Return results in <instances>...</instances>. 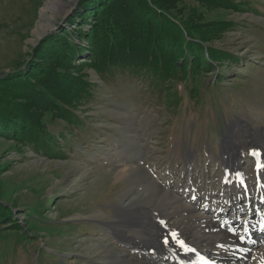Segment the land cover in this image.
<instances>
[{
    "label": "rangeland",
    "instance_id": "1",
    "mask_svg": "<svg viewBox=\"0 0 264 264\" xmlns=\"http://www.w3.org/2000/svg\"><path fill=\"white\" fill-rule=\"evenodd\" d=\"M72 1L57 0L44 11L46 0H0V74L32 60L48 67L42 58L54 56L52 43L59 37L85 49L76 29L81 10L71 9ZM167 8L205 36L203 45L215 56L211 65L203 53L196 66L185 60L196 73L187 70L186 82H165L178 103L167 105L166 86L151 83L150 75L107 73L96 68L92 55L70 54L72 61L51 60L52 68H63L64 79L70 74L79 84L76 94L63 97L71 107L54 105L68 119L49 116L54 106L39 115L40 129L60 146L57 155L0 134V210H10L0 216V264H175L179 255L192 262L190 251L200 247L173 244L187 251L172 252L173 259L151 254L158 248L115 234L112 222L134 216L137 208L180 216L182 202L236 236L221 221L226 196L239 200V208L245 198L263 199L264 0H173ZM137 168L145 180L128 173ZM162 190L173 199L158 207ZM216 205L219 210H207ZM236 237L238 252L243 236ZM227 256L213 260L238 264Z\"/></svg>",
    "mask_w": 264,
    "mask_h": 264
},
{
    "label": "trees",
    "instance_id": "2",
    "mask_svg": "<svg viewBox=\"0 0 264 264\" xmlns=\"http://www.w3.org/2000/svg\"><path fill=\"white\" fill-rule=\"evenodd\" d=\"M170 1L173 2L79 0L76 7L81 10L79 24L82 26L76 29L80 32H77L78 37L85 38V41H82V47L85 49L76 48L74 43L59 37L52 43L54 56L42 58L48 63V67L41 62L33 63L32 60L25 68L0 74V128L7 131H0V134L6 137L8 134V137L21 142L28 140L30 146L39 148V151L46 152L52 158L57 155L60 146L48 138L50 132L44 127L40 129L44 124L39 115L57 102L63 108L71 107L70 102L67 103L63 97L76 94L79 84L70 74L64 79L62 67L52 68L54 58L61 63L65 60L72 61L68 58L70 54L92 55V61H97L96 68L107 73L118 71L134 76L140 73L150 75L151 83L160 87L166 86V104L178 103L173 86L169 87L165 82L169 79L186 82L187 70L196 73L194 68L189 66V61L185 65V60L193 59L191 62L196 66L194 62L201 59L203 53L207 55V63L211 65L210 62L215 61V56L209 52L210 48L205 49V36L168 10ZM200 1L211 4L214 0ZM86 23L90 25L88 29L84 27ZM39 58L35 60L39 61ZM57 107L59 106H54V110L48 115L67 120L65 111L56 110ZM9 211L0 210V216L8 215Z\"/></svg>",
    "mask_w": 264,
    "mask_h": 264
},
{
    "label": "bare ground",
    "instance_id": "3",
    "mask_svg": "<svg viewBox=\"0 0 264 264\" xmlns=\"http://www.w3.org/2000/svg\"><path fill=\"white\" fill-rule=\"evenodd\" d=\"M56 3L57 0H46V6H43V10L45 11V7H52ZM130 171L131 172H129L128 170V173L136 174L135 176L136 178H138V176L139 177L142 176L141 169L137 168V171H132V170ZM117 175L118 174H116L115 176L117 177ZM145 175L146 174H144V177ZM125 176H127V174ZM141 179L145 180L142 177ZM239 184L243 185L244 183H239ZM171 199H173L171 193L167 192L166 190L164 191L162 190V196L158 201V207L167 205L165 201L169 202ZM121 209L123 210V207H121ZM144 210L139 211V208L134 209V216L131 215L126 216L125 220H121L119 222L117 221V224L113 221L112 222L114 223L112 224L114 227L113 230H115L113 232H115L116 234L117 233L116 231H118V233L124 234L128 241L138 243V245L141 244L143 246L157 247L158 249L153 250L151 254L159 252V253H167L169 255L172 251H176L178 249L177 247L179 245L178 243H183V244L189 243L195 245V247H200L199 250L195 249V251L199 252L204 257L207 256L211 258L220 259L219 256H223V253L225 252L227 255L230 256L233 254L235 256V260L237 259L238 264H264V245L256 250H252V252L248 254L246 257H244L242 260H238L239 255L236 250V247L238 246L237 237L226 234L223 229L217 227V224L212 221L213 219L211 220L208 216L204 215L203 213L197 212V214H194V212H192L189 207L184 206L182 202L179 203V207H178L179 211H176L180 216H176V214L170 212H161V210H157V209L156 212H148L147 210L146 213ZM186 218H191L193 225L183 227L182 221ZM124 230H128V233H125ZM188 235L193 236L195 241L194 240L192 242L186 241ZM165 240L167 242H165ZM176 243L177 246H172L173 244ZM159 248L162 249L159 250ZM203 248L205 250H208L209 252L210 251L213 252L214 254L210 255L209 253L207 254L205 252H201ZM179 253L182 256L187 255L186 250H183V252L179 251ZM230 256L227 257L229 259L233 258V256L232 257ZM179 257L181 256L179 255ZM181 263L182 261L178 262V264ZM135 264H143V262L142 263L136 262ZM147 264H158V263L156 261L155 262L151 261Z\"/></svg>",
    "mask_w": 264,
    "mask_h": 264
},
{
    "label": "water",
    "instance_id": "4",
    "mask_svg": "<svg viewBox=\"0 0 264 264\" xmlns=\"http://www.w3.org/2000/svg\"><path fill=\"white\" fill-rule=\"evenodd\" d=\"M78 2H79V0H73L71 9L74 8V6L78 4Z\"/></svg>",
    "mask_w": 264,
    "mask_h": 264
},
{
    "label": "snow or ice",
    "instance_id": "5",
    "mask_svg": "<svg viewBox=\"0 0 264 264\" xmlns=\"http://www.w3.org/2000/svg\"><path fill=\"white\" fill-rule=\"evenodd\" d=\"M165 242H167V241L165 240Z\"/></svg>",
    "mask_w": 264,
    "mask_h": 264
}]
</instances>
